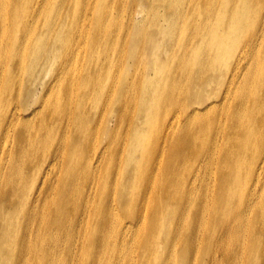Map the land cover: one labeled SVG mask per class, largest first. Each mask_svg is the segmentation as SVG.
<instances>
[{
  "label": "bare ground",
  "instance_id": "bare-ground-1",
  "mask_svg": "<svg viewBox=\"0 0 264 264\" xmlns=\"http://www.w3.org/2000/svg\"><path fill=\"white\" fill-rule=\"evenodd\" d=\"M0 264H264V0H0Z\"/></svg>",
  "mask_w": 264,
  "mask_h": 264
},
{
  "label": "rangeland",
  "instance_id": "rangeland-1",
  "mask_svg": "<svg viewBox=\"0 0 264 264\" xmlns=\"http://www.w3.org/2000/svg\"><path fill=\"white\" fill-rule=\"evenodd\" d=\"M130 258V257H129ZM127 259H128V257L126 258V260L125 261H127ZM123 260H121L120 262H122Z\"/></svg>",
  "mask_w": 264,
  "mask_h": 264
}]
</instances>
